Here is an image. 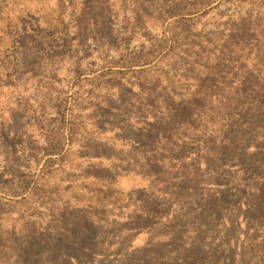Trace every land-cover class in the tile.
<instances>
[{"label":"rangeland","instance_id":"obj_1","mask_svg":"<svg viewBox=\"0 0 264 264\" xmlns=\"http://www.w3.org/2000/svg\"><path fill=\"white\" fill-rule=\"evenodd\" d=\"M0 264H264V0H0Z\"/></svg>","mask_w":264,"mask_h":264}]
</instances>
